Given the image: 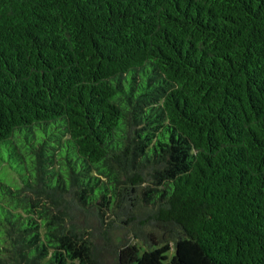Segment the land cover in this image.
Segmentation results:
<instances>
[{"label":"trees","instance_id":"trees-1","mask_svg":"<svg viewBox=\"0 0 264 264\" xmlns=\"http://www.w3.org/2000/svg\"><path fill=\"white\" fill-rule=\"evenodd\" d=\"M2 167L0 264H264V0H0Z\"/></svg>","mask_w":264,"mask_h":264},{"label":"rangeland","instance_id":"rangeland-1","mask_svg":"<svg viewBox=\"0 0 264 264\" xmlns=\"http://www.w3.org/2000/svg\"><path fill=\"white\" fill-rule=\"evenodd\" d=\"M4 171H6L4 167L0 168V172H4ZM7 175H8V172H7Z\"/></svg>","mask_w":264,"mask_h":264}]
</instances>
